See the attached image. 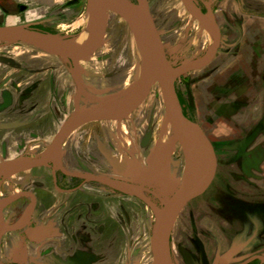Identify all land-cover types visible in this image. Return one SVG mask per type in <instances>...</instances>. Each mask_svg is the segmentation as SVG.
Segmentation results:
<instances>
[{"label":"flooded vegetation","instance_id":"af4514ba","mask_svg":"<svg viewBox=\"0 0 264 264\" xmlns=\"http://www.w3.org/2000/svg\"><path fill=\"white\" fill-rule=\"evenodd\" d=\"M129 1L135 5L139 3L138 0ZM180 1L190 18L206 29L205 36L210 42L208 47L212 48L216 42L218 43L215 56L209 64L183 74L175 85L184 115L206 133L214 146L218 165L216 175L208 189L201 196L191 200L178 215L171 235L172 256L176 264H201V259L207 261L206 264H264V250L245 258L240 256L239 248L236 246L230 247L223 257L217 253L216 243L212 238L216 236L217 223L204 218L201 204L205 202L204 198L207 194L212 192L218 177V150L215 142L207 134L205 124L196 114L198 110L196 94L188 87L192 79L189 76L209 66L222 47L225 35L223 24L218 17L222 6L235 5L241 15L251 16L254 14V8L259 9V5L254 3L255 0H191L192 5L201 13L198 18L187 9L183 0ZM147 2L155 26L161 33L164 28L162 23H159L156 5L153 4V0ZM0 12V23L8 21L10 16L8 12H12L11 17L18 21L14 26H29L30 29L44 34L55 33V28L62 27L61 22L82 21V26L85 28L90 25L88 0H30L27 3L25 0H0ZM5 17L7 18L4 19ZM110 18L123 22L127 29H130L129 24L121 16L109 15L106 33ZM1 26L5 27L7 24ZM68 33L73 34V32ZM88 33L85 29L78 36L79 39L83 34L87 36ZM160 36L168 59L176 66L199 60L185 59L181 55V46L172 49V54L169 53V41H165L163 35ZM189 46L198 48L194 45ZM202 48L204 46H200V49ZM110 50L112 48H109ZM126 51L132 70L134 57L131 46L126 48ZM56 57L61 60L60 57ZM64 62L58 63V66L63 67L60 74L66 75L70 85L67 86L66 93L60 95L57 93L54 97L62 101L71 100L68 108L70 115L57 131L55 112L49 105H45L47 102L51 103L52 82L56 76L54 69L46 74L37 71L38 68H28L21 64L22 62H19L21 66L15 67L0 61L2 72H0V166L19 159H39L52 144L63 124L74 113L78 85L72 71L77 67L73 61ZM80 66L83 69V73L78 74L83 90L80 106L87 107L84 103L86 85L83 78L88 66L86 67L82 60ZM126 72V66L119 68L115 83L118 84ZM154 87L144 103L126 119L132 120L133 116L137 115L152 97ZM42 105L48 107L49 111H44ZM156 111L158 107L154 106L150 113L145 112L144 117L149 119L147 126L149 134L143 137L141 142L143 149H147L153 141ZM126 119L93 121L77 128L63 145L61 166L56 160H51L46 165L0 174V192L3 193V197L0 198V264H143L145 253L147 256L149 252L152 255V231L156 217L148 202L161 208L165 187V183L161 181L159 183L155 179L160 177L164 178L167 184L171 182L174 186L173 193L179 185L181 186L186 172L188 177V166L182 147L181 149L164 147L161 151L163 145H160V142L146 169L137 159L135 160L137 164H132L134 161L132 158L129 159L131 161L129 164L122 162L117 156L118 150L123 149L124 153L127 150L125 151L122 146L119 136L109 128H103V125L112 122L121 132L120 125ZM131 123L133 124V121ZM132 128L137 130L135 124ZM44 134L53 137L43 154L36 158L32 150L40 148L45 142ZM81 137L82 143H80ZM67 145L69 152L66 150ZM79 149L80 156L77 155ZM67 154L70 158L68 161ZM175 156L178 160L171 166L172 172H169L168 164ZM122 159L126 161L125 157ZM159 161L161 164L157 167ZM120 169L129 176H121ZM10 173L13 175L5 176ZM90 177L101 178L106 182ZM235 178L237 182L241 180L239 176ZM117 184L132 188L136 194L117 189ZM231 192L233 194L227 200V205L251 204L247 199L245 201L242 196H238L237 191L231 190ZM9 208L15 210L10 220L4 221V212ZM257 210L252 211V214H256V218H259L260 212L257 213ZM153 218L154 222H152ZM177 225L183 230L179 232L181 241L179 240L180 244L177 247L180 261L174 255V232ZM239 228L242 231L246 230V227L240 226L236 219L233 224L234 234ZM147 234L150 235L149 243ZM221 234L223 238L226 237L227 243L230 242L229 237L234 239L231 235L232 231L231 236L222 230ZM230 253L232 254L227 258Z\"/></svg>","mask_w":264,"mask_h":264},{"label":"rangeland","instance_id":"374dc122","mask_svg":"<svg viewBox=\"0 0 264 264\" xmlns=\"http://www.w3.org/2000/svg\"><path fill=\"white\" fill-rule=\"evenodd\" d=\"M29 1L25 0V3ZM254 3L259 5V9L254 8V14L251 16L241 15L235 5L222 6L218 17L223 24L225 38L219 54L209 66L189 76L192 79L188 87L194 91L197 98L198 110L196 114L205 124L207 134L215 142L218 150V177L212 192L204 198L205 202L201 204L203 206L201 209L204 218L217 223L216 236L212 238L216 243L218 255L222 257L232 246L238 247L240 256L244 258L264 250V0H255ZM153 4L156 5L159 23H162L164 28L161 31L162 34L159 33L163 35L165 41H169V53L175 47L181 46V55L185 59L191 60L200 59L209 52L211 46L208 47L210 42L205 36L206 29L190 18L180 0H153ZM8 13L9 19L4 23L7 26H14L18 21L11 17L12 12ZM109 15L118 17L113 12ZM4 23L1 22L0 27H3L1 24ZM70 24H72L71 27H67ZM60 25L62 27L55 28L56 32L52 35L65 40L79 39L78 36L85 29L89 32L90 28V25L88 28L83 27L82 21L61 22ZM66 30L73 32V34L66 32ZM200 42L203 44L201 45ZM189 45L198 48H190ZM129 46H131L134 57L132 70H130L131 63L127 58L126 51ZM200 46H204V48L200 49ZM109 48L112 50L109 51ZM0 58L6 63H10L11 66H21L19 62H22L21 64L30 69L38 68L37 71L40 70L46 74L51 72L49 70L54 69L56 76L52 82L51 103L47 102L45 105H49L55 112L58 131L70 115L68 108L71 100L62 101L58 97H54V94L66 93L67 86L70 85L66 75L60 74L63 67L62 65L58 66V63L64 61L58 59L54 54L24 44L6 46L2 42H0ZM82 61L85 62L86 67L88 66V71L83 78L86 85L84 103L87 107L104 103L120 107L135 93L142 82L144 55L141 43L133 30L127 29L124 23L117 19L110 18V25L103 43L87 53ZM123 65L126 66L127 72L117 84L115 80L118 77L119 68H122ZM71 90L74 89L71 88ZM151 95L152 97L143 105L137 115L133 116L132 120L126 119L120 125L121 132L112 122L103 125V128H109L116 133L125 151H129H126L127 155L123 149H119L117 156L120 160L129 164L131 162L129 159L132 158L134 160L132 164H137L135 161L137 159L144 169L150 164L159 142L160 145H163L161 151L164 147L181 149L171 124L165 122L166 109L162 91L158 84L153 88ZM114 96H117V99L112 100ZM101 101L105 102L102 103ZM153 105L158 107L154 125L155 135L151 145L147 149H143L141 142L143 137L149 134L147 129L149 119L144 116L145 112L150 113ZM41 107L44 111H49L48 107L44 105ZM131 121L136 125L137 130H133ZM44 135L45 142L40 145V148L32 150V153L37 156L36 158L43 154L53 137L50 134ZM82 140L81 137L80 143ZM68 147L67 145L66 150L69 152ZM79 151L80 149L77 150V155L80 156ZM123 157L126 161H123ZM66 158L67 161L70 160L68 154ZM177 160L178 158L175 156L169 162V172H172L171 166ZM205 168L206 163L202 167V171ZM119 174L123 177L129 176L123 169H120ZM12 175L10 173L5 176L10 177ZM235 176H239L241 180L235 181ZM186 178L187 172L181 186L185 184ZM231 190L237 191L238 196H242L245 201L247 199L251 204L249 206H244L245 204H240V206L227 205V200L233 194ZM1 197H3L2 192H0ZM256 209H258L257 213L260 212V215L258 214L260 219L256 218V214H252V211H256ZM14 210L9 208L4 212V221L10 220ZM236 219L240 226L246 227V230L242 231L239 228L234 234L233 224ZM152 222H154V218ZM221 230L234 237V239L229 237L231 243L225 241L226 237L223 238ZM182 231L180 226L175 227L174 255L179 261L180 253L177 247L181 241L179 232ZM231 231L232 234L230 235ZM146 237L149 243L150 235L147 234ZM188 243L191 246V243ZM145 254L142 263L154 264L153 253L151 255L149 252L148 256L147 253ZM206 262L203 259L200 260L201 264H206Z\"/></svg>","mask_w":264,"mask_h":264},{"label":"water","instance_id":"95a60500","mask_svg":"<svg viewBox=\"0 0 264 264\" xmlns=\"http://www.w3.org/2000/svg\"><path fill=\"white\" fill-rule=\"evenodd\" d=\"M138 1V5H135L129 0H88L89 33L79 40H65L51 34L40 33L30 29L29 26L0 27V42L6 46L24 44L54 54L67 63L73 61L77 67L72 71L73 78L78 85L75 111L63 124L46 152L39 159H19L3 164L0 166V174L46 165L51 160H56V163L61 166L62 148L72 132L93 121H122L129 118L144 103L152 87L158 84L166 109L165 122L171 124L185 153L188 166V177L185 184L179 185L173 193L174 186L171 182V184H167L166 180L160 177L155 179L159 183L160 181L165 183L164 202L161 208L148 202L156 217L152 231L154 264H175L171 252V235L176 219L191 200L201 196L208 189L216 175L218 165L214 146L206 133L198 124L184 115L175 85L183 74L209 64L215 56L218 43L216 42L202 59L176 66L167 57L165 46L155 26L147 0ZM183 1L187 9L199 18L201 13L192 5L191 0ZM111 12L121 16L129 24L142 45L144 55L142 82L135 93L120 107L105 103L93 107H81L83 90L78 74L83 73V69L80 66V61L87 53L103 43ZM209 29L212 31L211 28ZM0 61L3 59L0 58ZM116 97L114 96L112 100ZM203 162L207 163L205 173L202 171ZM160 164L161 161L156 166L159 167ZM90 178L104 181L101 178ZM116 188L126 193L136 194L132 188L123 184H117ZM231 254H228L227 258Z\"/></svg>","mask_w":264,"mask_h":264},{"label":"bare ground","instance_id":"6f19581e","mask_svg":"<svg viewBox=\"0 0 264 264\" xmlns=\"http://www.w3.org/2000/svg\"><path fill=\"white\" fill-rule=\"evenodd\" d=\"M87 34V33H86ZM136 35V34H135ZM85 36V35H84ZM84 36L82 37V38H84ZM137 37V36H136ZM138 39V38H137ZM139 40V39H138ZM140 42V41H139ZM142 46V45H141ZM205 163L206 162H203V166L205 165ZM206 169H207V163H206V168H205V170L203 171V173H205V171H206Z\"/></svg>","mask_w":264,"mask_h":264}]
</instances>
